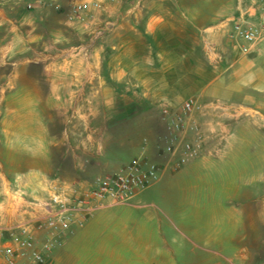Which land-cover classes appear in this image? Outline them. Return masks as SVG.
<instances>
[{"label": "crops", "instance_id": "1", "mask_svg": "<svg viewBox=\"0 0 264 264\" xmlns=\"http://www.w3.org/2000/svg\"><path fill=\"white\" fill-rule=\"evenodd\" d=\"M38 1L43 4L25 11ZM72 1L0 0L4 8L0 44H5L0 49V65L20 68L25 64H17L18 59L45 55L52 60V71L86 69L85 82H57L53 77L56 97L51 103L56 106V125L62 124L56 129V173L69 185L88 187L89 178L97 173L125 169L115 163L121 153L151 157L159 111L168 108L174 115L181 114L188 101H194L197 108L199 100L193 95L212 96L219 102L239 100L241 107L253 113L264 112V101L256 99L264 95V41L250 54H243L231 38L229 21L237 16L241 0H96L99 8L93 5L95 0H80L92 5L82 24L69 21ZM79 49L84 52V66L75 54ZM226 90L229 98L223 97ZM243 93L245 98L240 100L237 95ZM114 123L123 126L117 135L110 129ZM236 131L229 147L241 135H248L247 130ZM115 137L124 139L123 148L110 153ZM217 162L208 153L182 169L180 177H162L132 203L97 213L66 237L46 264H71L75 252L83 259L88 254L106 258L107 249L118 253L130 243L140 247L139 264H175L185 244L169 242L173 231L187 244L211 254L217 248L216 239L193 240L181 211L184 197H200L198 193L206 187L210 198L214 197L216 182L205 177L216 170ZM174 187L183 188L184 195L170 205L175 202L169 194ZM171 206L179 207L180 213ZM175 218H180L179 225ZM37 240L39 246L45 241L43 235ZM119 263L115 259L113 264ZM0 264H5L1 257ZM192 264H221V260L199 255Z\"/></svg>", "mask_w": 264, "mask_h": 264}, {"label": "rangeland", "instance_id": "2", "mask_svg": "<svg viewBox=\"0 0 264 264\" xmlns=\"http://www.w3.org/2000/svg\"><path fill=\"white\" fill-rule=\"evenodd\" d=\"M201 1L237 2V0ZM257 1L241 0L246 6ZM3 9L0 3V11ZM25 11H29L28 8ZM4 16L9 17L7 14H3ZM14 34L9 32L10 36ZM3 36L4 33L0 32V41ZM4 45L0 44V49L5 48ZM83 53L81 49L75 53L80 55L77 59L81 66L85 65ZM44 56L30 60L18 59L17 64H25L20 68L5 66V63L0 65V201L4 200L9 187L20 189L31 198L43 199L56 182L66 183L56 173V129L61 128L62 124L56 125V106L51 103V99L56 97L54 91L56 82L53 77L56 76L57 82L60 79L68 82L72 80L78 83L85 82L86 69H66V73L58 69L52 71L50 68L52 60ZM193 96L199 102L190 123L199 127L205 146L198 157L190 160L182 169L211 153V156L217 157L218 165L216 170L205 178L211 177L216 185L212 198L208 187L204 189L205 192L198 193L201 194L200 197H196L197 194L184 197L181 212L184 215L185 227L191 229L189 235L192 239L211 237L216 239L217 248L211 251V254L202 252L187 244L181 235L173 231L167 237L169 242L185 244L183 255L187 257L184 259L183 255L179 254L175 257L174 263L192 264L193 259L203 255L206 259L219 258L221 264H264V112L253 113L241 107L243 101L239 100L233 101L235 103L226 100L224 103L214 101L212 96L204 98ZM228 96L226 90L223 97L229 98ZM237 96L242 100L245 93ZM256 99L264 101V95ZM156 124V133L152 139L153 153L149 158L142 157L163 168L179 159L180 147H171L168 144L170 130L168 125L161 122V111ZM67 126L64 125L63 128ZM131 126L129 125V128ZM110 129L117 135L123 126L114 123ZM244 129L247 130V137L241 135L238 141L229 147V142L235 139V131H245ZM229 130L232 132L231 136ZM213 135L215 138L212 139ZM123 140L122 137L112 138L109 145L110 153L122 150ZM146 140L148 139H145L144 143H147ZM188 140L194 141L192 135H188ZM121 154V159L115 163L123 168H128L134 160L141 158L129 153ZM225 157H228L227 162L221 161ZM182 169L174 175L164 176L180 177ZM122 170L124 169L108 174L97 173L89 178V186L94 185L100 178L118 174ZM188 179L194 177L188 176ZM169 194L175 196V202L170 205H175L182 199L184 190L174 187ZM171 210L180 213L179 207L173 209L171 206ZM175 219L179 225L180 218ZM161 241L162 239L158 237L159 244ZM104 253H107L104 254L106 258L88 254V257L83 259V255L75 252V259L70 263L113 264L114 260L118 259L119 264H139L138 260H141L138 244L130 243V246L119 250L118 253L110 249Z\"/></svg>", "mask_w": 264, "mask_h": 264}, {"label": "built area", "instance_id": "3", "mask_svg": "<svg viewBox=\"0 0 264 264\" xmlns=\"http://www.w3.org/2000/svg\"><path fill=\"white\" fill-rule=\"evenodd\" d=\"M42 4V1L30 4L28 10ZM93 5L100 7L96 0ZM91 6L73 0L69 21L82 24ZM229 25L233 28L231 38L240 44L243 54H250L264 41V0L247 6L240 3L237 16ZM195 107L194 101H188L181 114L174 115L168 108L161 110V122L170 130L168 144L180 147V157L174 164L162 168L141 157L120 173L100 178L92 186L58 181L43 199L31 198L22 190L9 187L6 198L0 201V257L5 264H46L51 252L60 248L66 237L74 235L76 229L82 228L97 213L132 203L137 195L152 188L164 175L176 174L198 157L205 141L199 127L190 123ZM188 135H192L194 141L188 140ZM39 235L45 239L40 246Z\"/></svg>", "mask_w": 264, "mask_h": 264}]
</instances>
